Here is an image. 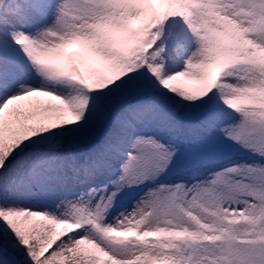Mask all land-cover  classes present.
<instances>
[{"label":"snow or ice","instance_id":"snow-or-ice-1","mask_svg":"<svg viewBox=\"0 0 264 264\" xmlns=\"http://www.w3.org/2000/svg\"><path fill=\"white\" fill-rule=\"evenodd\" d=\"M0 264H264V0H0Z\"/></svg>","mask_w":264,"mask_h":264}]
</instances>
